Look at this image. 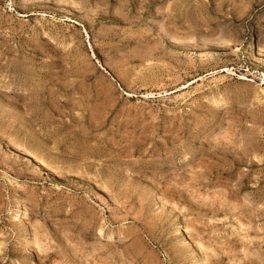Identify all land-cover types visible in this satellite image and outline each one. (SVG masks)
I'll return each mask as SVG.
<instances>
[{"label":"rangeland","instance_id":"obj_1","mask_svg":"<svg viewBox=\"0 0 264 264\" xmlns=\"http://www.w3.org/2000/svg\"><path fill=\"white\" fill-rule=\"evenodd\" d=\"M0 264H264V0H0Z\"/></svg>","mask_w":264,"mask_h":264},{"label":"bare ground","instance_id":"obj_2","mask_svg":"<svg viewBox=\"0 0 264 264\" xmlns=\"http://www.w3.org/2000/svg\"><path fill=\"white\" fill-rule=\"evenodd\" d=\"M19 203V202H18ZM19 214V213H18ZM16 219V218H15Z\"/></svg>","mask_w":264,"mask_h":264}]
</instances>
